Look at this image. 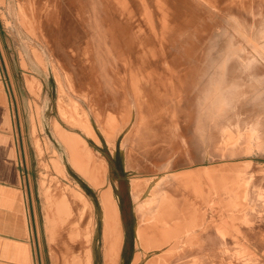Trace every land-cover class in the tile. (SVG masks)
<instances>
[{"label":"rangeland","instance_id":"rangeland-1","mask_svg":"<svg viewBox=\"0 0 264 264\" xmlns=\"http://www.w3.org/2000/svg\"><path fill=\"white\" fill-rule=\"evenodd\" d=\"M0 18L28 101L25 137L48 264H89V246L93 264H105L99 189L71 167L57 138L61 140L59 124L82 133L58 112L60 84L62 108L80 121L87 113L98 139L82 134L107 164L106 179L119 204L124 234L117 264H147L168 251L172 254L164 264L202 260L207 254L217 259V252L193 250L201 246L198 234L191 242L182 235L160 250L139 246L142 218L123 171L127 150L136 141L128 143L123 137L142 132L149 136V156L133 152L136 166L151 163L177 171L207 165L208 170L178 174L190 184L171 191L185 200L184 224H199L196 231L201 233L222 223L232 239L234 222H245L251 208L250 159L264 151V0H0ZM111 117L121 126L112 140L105 134ZM56 158L64 167L58 168ZM139 169L130 176L144 174L143 166ZM219 180L225 183L221 204L215 192ZM81 190L91 205L75 198ZM47 194L67 195L72 203L65 221L56 218L53 238L48 233ZM138 254L141 260L135 263ZM225 254H236L242 263L250 255Z\"/></svg>","mask_w":264,"mask_h":264},{"label":"crops","instance_id":"crops-1","mask_svg":"<svg viewBox=\"0 0 264 264\" xmlns=\"http://www.w3.org/2000/svg\"><path fill=\"white\" fill-rule=\"evenodd\" d=\"M4 32L5 30L0 18V264H48V246L43 242L37 221L38 196H36L33 184L35 183L33 179L35 169L33 167L30 145L25 137L24 113H26L28 101L24 97V87L18 82L16 70L13 69V58L7 50L8 45L3 37ZM40 55L43 60L42 54ZM59 99L58 112L60 114ZM86 117H88L87 113ZM114 123L119 125L117 120L115 119L113 122V118L111 117L107 123L109 131L105 130L106 137L110 140L114 139L116 133L121 128L114 126ZM92 128L94 129L93 126ZM78 129L86 134V136L98 139L95 131L93 135H88L83 131L82 127H78ZM70 131L76 134L79 133L78 135H80L82 141L89 145L88 140H86L87 138L81 132L76 130ZM148 137L144 132L136 137L134 136L135 139L132 134L128 133L123 137L124 140H129L128 143L132 140L136 141L135 146H130L129 152L127 150L123 171L127 173L126 175H129L127 176L129 193H131L137 207L141 202L145 201V197H150L153 191L161 185H164L168 192L173 194V191H171L173 187L177 186V188H180L190 184L186 183L187 180L185 179H178L176 177L178 174L189 172L199 167H206L205 170H208L207 165H192L189 168L169 171L162 170V167L158 169L155 167L156 165L152 166L151 163H145L142 165L144 174L130 176L136 169L138 170L142 167L136 166L133 162V152L143 157L149 156L150 141H148ZM57 138L62 143L60 138ZM179 142L181 147L186 148L184 140H180ZM62 145L68 151L66 145L64 143ZM89 148L95 154L90 145ZM67 155L69 164L71 165L69 153ZM254 156L250 159L249 169L248 203L251 205V208L246 211L244 216L245 222H234L233 232L231 233L234 237L232 239L228 238L230 234L226 237L225 231L222 230V223L218 224L217 229H210L207 226L201 233H197L196 231V226L199 224L191 223L189 220L185 221L184 224V212L180 211L182 210L181 203L185 202V200L183 197L178 198L173 194V196L178 198V216L176 220L178 225L181 224L182 226L178 229L176 238L185 235L188 241H191L198 234L202 238L201 246L193 250H201L207 253L217 252L218 258L211 260L210 254H207L206 258L202 260H179L180 262H171V264H264V159L258 160V156L264 157V151L260 153L256 152ZM96 160V163L101 166L98 169L99 171L97 170L99 181L97 180L96 183H109L105 179L108 170L106 162L98 158ZM190 162V160H187V164ZM105 166L106 168H104ZM71 167L75 169L72 165ZM101 169L102 172H100ZM75 170L77 171V169ZM139 170L142 171V169ZM157 171L160 172L159 175L155 174ZM77 172L79 173V171ZM87 180L90 183L95 182ZM135 181L139 183L138 188L135 186ZM218 182L216 183L218 188L217 200L221 204L225 203L226 200L224 194L225 183H220V180ZM237 184L234 183L235 186ZM230 198H233L235 203L238 202V197L231 196ZM220 220L221 218H219V222ZM226 252H249V261L248 263H242V261L237 259L236 254L231 258L225 254Z\"/></svg>","mask_w":264,"mask_h":264},{"label":"bare ground","instance_id":"bare-ground-1","mask_svg":"<svg viewBox=\"0 0 264 264\" xmlns=\"http://www.w3.org/2000/svg\"><path fill=\"white\" fill-rule=\"evenodd\" d=\"M63 90V85L60 84L61 95L59 100H63V98L61 97L63 94ZM59 111L60 116L65 120L71 122L76 128L82 127L83 131H85L88 135L94 134L93 132L95 130L92 128L93 125H91L90 119L88 117L85 120L83 118V121H80L77 115H72L71 113L65 112L61 104L59 105ZM112 118L114 122L115 118ZM84 125L85 129L83 127ZM114 126L121 127L120 125H116L115 123ZM58 129L61 140L67 147V153H69V159L72 166L77 169V171H80L85 178L95 181L94 183H92L95 188L99 189V203L103 218L104 261L105 264H117L121 256L124 234L121 212L115 194L113 193L111 185L109 183H96L99 179L97 170L101 168V166L96 163L97 158L95 154H93V151L89 148V145H87L88 143L86 144L82 141L80 135H78L79 133H72L62 124H59ZM87 154L88 156H86ZM56 164L58 165V168L63 165L62 161L59 158H56ZM106 166L104 168H106ZM100 172H102V169ZM189 176L190 173L188 177ZM134 183H136V181ZM186 183H188V180ZM135 186L136 188H138V185ZM215 192L218 193L217 186L215 187ZM73 193L74 192L72 191V194ZM74 196L75 198H79L80 201L82 198L83 203L85 200L88 206L91 205L89 198L82 190L76 191L74 193ZM45 200L47 220L49 222L48 233L53 238L56 229L55 227L57 226V219L60 218L65 221L64 215H69L72 213V203L67 195H64L61 198H56L51 194H47L45 196ZM177 201L178 198L169 193L164 185H161L155 191H153V193L150 197L147 198V200L141 202L138 205L137 211L141 215L142 222L137 228V238L139 246L145 251L155 249L160 250L166 244H173L174 239L177 237L178 229L182 227L181 224L178 225L176 220L178 216ZM231 209H233V205H231ZM51 212H55L56 214H58V217L52 219ZM180 212L183 213V210H181ZM153 229H155L156 231L154 233H149V231H152ZM90 235L91 233L88 234V244L91 243ZM87 253L88 263L93 264V254L90 246L87 248ZM169 254L172 253L168 251L165 254H160L158 258L148 261L147 264H164L169 260ZM134 260L135 263H138L141 260V255L138 254Z\"/></svg>","mask_w":264,"mask_h":264},{"label":"flooded vegetation","instance_id":"flooded-vegetation-1","mask_svg":"<svg viewBox=\"0 0 264 264\" xmlns=\"http://www.w3.org/2000/svg\"><path fill=\"white\" fill-rule=\"evenodd\" d=\"M127 233H128V236H130V234H131V227L129 225L127 226Z\"/></svg>","mask_w":264,"mask_h":264},{"label":"water","instance_id":"water-1","mask_svg":"<svg viewBox=\"0 0 264 264\" xmlns=\"http://www.w3.org/2000/svg\"><path fill=\"white\" fill-rule=\"evenodd\" d=\"M99 215H100V213H99Z\"/></svg>","mask_w":264,"mask_h":264}]
</instances>
